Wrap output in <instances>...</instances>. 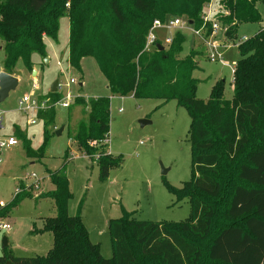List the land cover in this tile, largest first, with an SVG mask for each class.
Listing matches in <instances>:
<instances>
[{"label":"trees","instance_id":"1","mask_svg":"<svg viewBox=\"0 0 264 264\" xmlns=\"http://www.w3.org/2000/svg\"><path fill=\"white\" fill-rule=\"evenodd\" d=\"M210 0H0L2 69L14 75L18 61L32 71V55L46 57L44 39L57 42L59 19H68L69 67L92 58L112 95L135 99L174 101L190 119L191 178L177 190V199L190 203V218L180 223L137 221L122 209L109 221L112 257L104 259L91 243L79 216L70 217L72 197L64 167L47 171L53 190L36 199L53 202L55 215L43 220L41 231L53 237L45 257L18 258L6 248L0 264H264V29L237 47L239 61L233 73V96L223 97L217 83L207 100L196 98L193 73L202 54L190 50L181 57L185 36L176 30L172 42L157 41L144 52L146 35L155 20L173 18L202 27ZM264 0H219L224 42L236 38L242 24L261 23L258 7ZM210 35V23L205 24ZM50 104L62 97L48 93ZM75 106L86 112L70 134L79 152L97 158L99 175L106 179L117 161L106 152L110 124L107 98L78 97ZM45 126L54 119L53 108L41 110ZM46 131V130H45ZM47 134V131H46ZM21 137V136H20ZM35 159L40 152L26 147ZM8 206L6 216L25 198L24 184ZM39 233L38 230H34Z\"/></svg>","mask_w":264,"mask_h":264},{"label":"rangeland","instance_id":"2","mask_svg":"<svg viewBox=\"0 0 264 264\" xmlns=\"http://www.w3.org/2000/svg\"><path fill=\"white\" fill-rule=\"evenodd\" d=\"M219 9V0H210L204 15L208 21L217 22L219 29L212 36L206 30L201 33L209 43L225 44L221 62L207 59L210 48L203 40L194 38L193 28L182 31L185 43L181 57H186L190 50L202 54L197 58L198 68L193 77L198 81L196 98L203 101L208 99L212 87L220 82L223 83L224 99H232V70L240 58L237 46L264 27L261 5L258 7L261 23L240 25L236 38L227 44L218 21ZM175 32L160 29L154 31V35L162 46H166V39L172 38ZM68 35V19L63 15L59 19L57 42L44 39L46 57L43 59L36 54L31 57L32 67L38 72L36 80L30 77L22 61H18L15 70L20 83L0 103V141L15 137L18 143L1 150L0 207L8 206L20 183L32 195L0 217V223L11 227L8 232H0V257L5 248L18 258L45 257L50 250L53 237L41 230L43 220L54 217V204L49 199H36L52 191L47 170L55 172L64 167L72 193L67 204L68 215L80 217L89 240L99 247L104 259L112 257L109 221L118 219L122 209L137 221L175 224L190 218V203L186 199H177L170 190L181 189L191 178L190 119L186 110L174 101L166 103L135 99L132 95H112L92 58L81 61L80 72L69 67ZM3 60L4 53L0 50V69ZM70 79L76 83L70 85ZM33 81L39 91L32 89ZM55 81L59 85L57 93L62 98L71 97V102L68 108L50 107L54 119L45 126L37 112L21 111L19 101L25 96L37 100L39 96L48 95ZM78 97L86 100L107 98L110 101L106 152L117 161V165L110 168L106 179L100 178L96 156L77 151L69 139L78 123L86 119L83 108L73 104ZM141 121L150 123L140 126ZM57 131H61L60 134ZM26 147L33 152L42 151V157L36 154L35 159L29 158ZM32 174L36 179L31 178ZM35 180H39V185L33 190L30 185ZM4 237L8 241L5 248L2 245Z\"/></svg>","mask_w":264,"mask_h":264},{"label":"built area","instance_id":"3","mask_svg":"<svg viewBox=\"0 0 264 264\" xmlns=\"http://www.w3.org/2000/svg\"><path fill=\"white\" fill-rule=\"evenodd\" d=\"M210 4V3H209ZM208 4V5H209ZM207 5V6H208ZM202 21H203V25L200 29L198 30H192V34L194 36V38H199L201 40H203L206 45L210 48L209 53L207 54V59L215 62H221L222 58H223V51L226 48L225 44H214V43H209L208 40L206 39L205 36L202 35L201 31L205 29V24L210 23V27H211V32H210V36H212L213 34L216 33V31L219 29L218 23L217 22H210L207 20V16L204 15L202 17ZM189 27L188 23L185 20L179 19V18H173L170 20H167L165 22H161L159 20H155L147 35L145 38V45L143 48V51L148 53L151 52L154 48L155 45L158 41V39L155 37L154 35V31L156 30H160V29H164L167 31H171V30H179V31H184L187 30ZM264 29V27H263ZM172 42V38H168L166 39V43L167 45L170 44ZM234 73V69L232 70V74ZM76 82L73 79H70L69 84L73 85ZM59 87V85L57 86V88ZM32 89L34 91H39V87L37 85V83L35 81H33L32 83ZM71 102V97L66 96L65 98L60 99L58 102L54 103V104H47V103H43V102H39L36 100H31L29 96H25L22 98V100L19 101V107L20 110L23 112H29V111H34V112H39L41 110H46L50 107H54V106H60L63 108H68ZM103 144H108V139H104ZM17 140L13 137H9L4 141H0V154H1V150H3L4 148H10V147H14L16 146ZM31 178H35V175H31ZM39 180L36 181L35 183H32L30 186L31 188L34 189H38V184ZM18 192V191H17ZM11 230V227L8 224H2L0 223V232H8Z\"/></svg>","mask_w":264,"mask_h":264},{"label":"water","instance_id":"4","mask_svg":"<svg viewBox=\"0 0 264 264\" xmlns=\"http://www.w3.org/2000/svg\"><path fill=\"white\" fill-rule=\"evenodd\" d=\"M191 25V22L188 23ZM47 61V59L45 60ZM32 75L35 76V71H32ZM18 80L12 75L5 73L4 71H0V103L4 101L8 94L13 91L17 87ZM58 82H54L50 88V93H54L57 91ZM150 122L141 121L140 126H145ZM61 131H57V134H60ZM164 173V172H163ZM2 245L5 248L7 246V239L4 237L2 239ZM11 264V263H7Z\"/></svg>","mask_w":264,"mask_h":264},{"label":"crops","instance_id":"5","mask_svg":"<svg viewBox=\"0 0 264 264\" xmlns=\"http://www.w3.org/2000/svg\"><path fill=\"white\" fill-rule=\"evenodd\" d=\"M0 50H1V46H0ZM2 51V50H1ZM0 71H3V69L1 68L0 69ZM32 71H35V76H33L32 75ZM32 71L29 73V75H30V77L33 79V80H36V78H37V76H38V72H37V70H35V68L34 67H32ZM12 76H14L15 78H17V80H18V83H17V86L19 85V83H20V77H19V75H18V73H17V71L15 70L14 71V75H12ZM81 86V85H80ZM17 88V87H16ZM15 88V89H16ZM9 95V94H8ZM39 97H42L43 99H40ZM38 98H37V100L36 101H39V102H43V103H47V104H50V101L48 100V98H46V96H39ZM43 111V110H42ZM37 114H38V112H37ZM13 138H15V137H13ZM16 139V138H15ZM48 171V170H47ZM52 187V186H51ZM51 190H53V188H51ZM7 243H8V241H7ZM14 256V255H13Z\"/></svg>","mask_w":264,"mask_h":264}]
</instances>
